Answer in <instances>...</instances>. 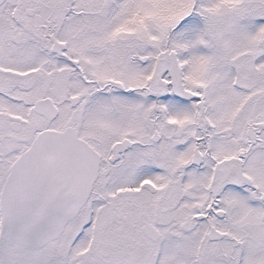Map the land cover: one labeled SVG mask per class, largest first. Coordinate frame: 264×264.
<instances>
[{"label":"snow or ice","instance_id":"1","mask_svg":"<svg viewBox=\"0 0 264 264\" xmlns=\"http://www.w3.org/2000/svg\"><path fill=\"white\" fill-rule=\"evenodd\" d=\"M0 264H264V0H0Z\"/></svg>","mask_w":264,"mask_h":264}]
</instances>
